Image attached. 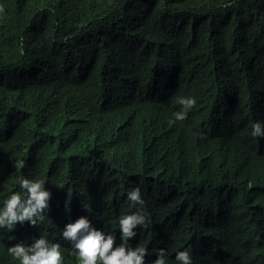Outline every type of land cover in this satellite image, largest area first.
<instances>
[{"label":"trees","instance_id":"1","mask_svg":"<svg viewBox=\"0 0 264 264\" xmlns=\"http://www.w3.org/2000/svg\"><path fill=\"white\" fill-rule=\"evenodd\" d=\"M0 6V208L27 176L51 193L43 226L0 229V264L25 235L79 264L66 224L83 215L112 233L136 187L152 223L128 243L146 264L158 248L166 264L184 250L192 264H264V137L251 135L264 124V0ZM181 97L196 105L176 121Z\"/></svg>","mask_w":264,"mask_h":264},{"label":"clouds","instance_id":"2","mask_svg":"<svg viewBox=\"0 0 264 264\" xmlns=\"http://www.w3.org/2000/svg\"><path fill=\"white\" fill-rule=\"evenodd\" d=\"M3 11L0 6V12ZM178 103L181 110L175 112L174 117L176 121H183L195 107L196 99L181 97ZM251 135L264 137V124H253ZM24 166L23 160L15 161L16 168ZM44 184L45 181L31 179V176L20 181L19 186L25 194L21 196L20 193L13 192L5 200L3 208H0V229H17L23 225L40 227L46 223L43 219L46 217L51 193L45 190ZM127 200L136 207V211L121 216L116 230H111L112 233H105L95 227L89 217L83 215L74 223L66 224L62 237L72 243L71 251L77 256L79 264H146L148 249L143 246L132 247L128 242L136 237L137 228H147L151 225V217L145 211V201L139 187L127 192ZM115 233L120 235L122 242L116 240ZM31 236L8 239L9 264H62L63 256L59 243H50L45 236L39 239L30 238ZM153 251L156 259L152 264H166V250L158 248ZM175 260L177 264H192V257L186 250L177 252Z\"/></svg>","mask_w":264,"mask_h":264}]
</instances>
